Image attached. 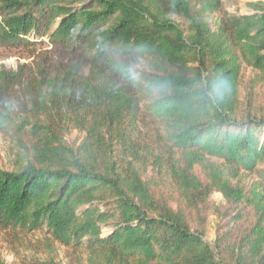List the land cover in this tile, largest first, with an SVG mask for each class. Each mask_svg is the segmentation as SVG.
<instances>
[{
    "label": "trees",
    "instance_id": "16d2710c",
    "mask_svg": "<svg viewBox=\"0 0 264 264\" xmlns=\"http://www.w3.org/2000/svg\"><path fill=\"white\" fill-rule=\"evenodd\" d=\"M248 6L0 0L2 46L76 57L30 84L31 114L0 111L22 137L0 168V230H46L86 264H264V2ZM213 193L226 205L209 242L193 221Z\"/></svg>",
    "mask_w": 264,
    "mask_h": 264
},
{
    "label": "rangeland",
    "instance_id": "374dc122",
    "mask_svg": "<svg viewBox=\"0 0 264 264\" xmlns=\"http://www.w3.org/2000/svg\"><path fill=\"white\" fill-rule=\"evenodd\" d=\"M224 9L235 14L252 13L249 2L259 0H223ZM264 2V0H261ZM34 53V54H33ZM76 57L61 45L44 40L36 48L25 50L6 48L0 44V111L10 116H26L35 110L36 100L32 98L30 84L41 83L45 78H53L66 68ZM19 70L23 75L21 84L8 82L6 78ZM252 73L244 72L243 80L248 81ZM37 85V90L43 93ZM245 90V89H244ZM244 90L241 91L242 95ZM38 92V91H37ZM258 103L264 104V86L257 88ZM44 97V96H41ZM76 138L73 132L69 141ZM22 137L12 131L0 132V168L12 169L14 153L21 147ZM196 168V174H202ZM226 202L220 193H213L202 210L201 219L194 226L204 229L205 239L213 242L218 224L223 221ZM220 210V211H219ZM109 232V229H104ZM86 264L84 251L78 246L64 245L54 240L46 230L25 232L23 230H0V264Z\"/></svg>",
    "mask_w": 264,
    "mask_h": 264
},
{
    "label": "clouds",
    "instance_id": "9594fccd",
    "mask_svg": "<svg viewBox=\"0 0 264 264\" xmlns=\"http://www.w3.org/2000/svg\"><path fill=\"white\" fill-rule=\"evenodd\" d=\"M139 63H140L139 61L136 62L137 67H139Z\"/></svg>",
    "mask_w": 264,
    "mask_h": 264
}]
</instances>
